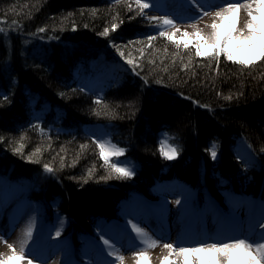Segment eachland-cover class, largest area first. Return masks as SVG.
<instances>
[{
    "label": "trees",
    "instance_id": "obj_1",
    "mask_svg": "<svg viewBox=\"0 0 264 264\" xmlns=\"http://www.w3.org/2000/svg\"><path fill=\"white\" fill-rule=\"evenodd\" d=\"M137 13L133 0H0V178L24 184L46 218L66 220L77 247L82 233L97 237V220L121 219L131 192L153 197L158 184L193 188L200 208L209 196L228 210L225 191L264 199V58L246 67L198 57ZM93 64L119 70L97 97L73 74ZM95 123L125 149L109 163H135L131 178L102 179L111 168L85 129ZM161 135L175 159L161 156ZM241 144L254 160L239 157Z\"/></svg>",
    "mask_w": 264,
    "mask_h": 264
},
{
    "label": "rangeland",
    "instance_id": "obj_2",
    "mask_svg": "<svg viewBox=\"0 0 264 264\" xmlns=\"http://www.w3.org/2000/svg\"><path fill=\"white\" fill-rule=\"evenodd\" d=\"M241 2H243V0H241ZM151 3L154 5V7L146 9L145 14L142 16L143 18L147 19L149 16L159 17L163 15H168L170 18L174 19L176 26L179 27L181 31L187 30L188 32H192L193 28L190 25L195 24L196 27L202 31L203 35H207L211 32L210 27L207 26L212 23L214 13L216 10H218V8L214 6L211 11H209L208 16H204L203 19H199L201 13L196 11L195 7L190 3V0H151ZM215 4L219 5L220 0H215ZM244 14L246 15V10L242 8L239 12V16L236 21L237 29L240 20L245 16ZM260 15L264 17V10L260 12ZM226 28L227 24L225 25V30ZM159 30H163L166 32L174 31V29L170 27H165ZM175 39L177 41L181 40L180 33L176 34ZM191 40L192 44L190 45H194L196 43L195 38H191ZM180 44L183 45V43ZM201 44L202 50H204L206 46L203 45V41H201ZM230 49L237 56L243 55V53L239 51V46L235 43H232L230 45ZM256 52L257 54H259L258 49L256 50ZM99 69L100 68L96 67V70L94 71L95 75L93 76V79L88 80L87 85H91L95 81H102L108 76L110 71H112L108 70L105 73ZM73 73H79V70L75 69ZM80 74L82 75L80 76V78L82 79L84 74L82 72ZM99 89L100 88H95L96 91H99ZM97 93L95 94L96 96L99 95ZM89 129L95 133L98 140L110 141L109 134H103L102 129L98 125H93ZM162 139L164 138L162 137L161 140ZM237 151L239 155L245 157V160L247 162H251L252 160H254V157L249 153L248 149L244 147H239L237 148ZM117 166L129 167L134 170L135 163L123 161L121 163H118ZM0 193V197L2 199L11 198L12 200H17L24 194L22 189H13L8 195H6L4 190L1 189ZM157 193L159 199L154 202L148 201L140 197H133L132 200L125 201L122 204V211L124 214V224H122V227L124 231L130 233V238L128 239L127 243H123V246L125 245V251H123L122 248L117 249V254L122 255L123 259L128 262L132 260V262H135L136 264L134 251L137 249L134 247V245H139V241L135 239V233L131 231V227L129 224L130 221L132 223H137L140 227H142L145 223L147 225L149 224L150 226L156 228L159 236H166L167 238H170V235L172 234L174 228V224L177 223L179 220L181 221L182 219H186V224L188 221V226L183 229V232H187L193 227L192 221L195 217H198V219L200 220L203 218L204 215H209V225L213 224L214 235L211 237L212 239H208L207 242L229 241L230 239H227L228 237L241 232L245 234L246 237H252L253 240L257 241L261 240L262 236H264V233L258 235V231L260 229L259 223L264 220V202L251 199L249 197L238 198L236 195L225 191V196L231 205L229 211L225 213L221 209H219L218 206L211 200L207 201L204 209L199 210L198 208H196V205L194 203L192 204L194 190L181 183L163 185L158 188ZM176 200H180L181 204L177 205L175 203ZM24 204L25 202H20L19 207L27 206V218L25 217L24 220L21 221L19 229L17 231L11 230L12 232L10 233L11 226L8 222V227H6L3 231L0 230V258L6 257L11 254L8 248L9 244H12L15 249L18 248V246L20 245V240L22 238V232L25 229L26 225L29 223L27 222V219L29 218L34 225L33 236L28 245L29 247L32 244L31 246H35L36 248V255H33L31 257L32 260H34V264L48 263L46 261V254H50L53 251V248H57L59 246L61 247L59 248L61 252L66 249V252L63 253V255H61V253H55L52 255V257L54 258L53 262H57L59 264H106V262H109L108 258H105L104 256L105 253L107 254V251H101V249L104 248L101 238L97 243H95L93 239L89 236L82 237L84 243L81 245L80 250L81 257L83 259L81 260V263L77 262L73 257L75 252L74 246L70 243L68 236L63 234L57 238L54 234L57 229L61 231V228L65 224V221L62 219H58V216L46 218L39 210H34L31 205H29V203L28 205ZM24 208L25 207H22L21 209ZM243 217L246 218V222L244 223L245 226H243V223L241 221ZM52 220L56 221L53 225L50 224ZM247 221L250 223L249 226L246 225ZM158 223L162 226V231L157 229L159 226ZM119 226L121 225H118L117 223H97L99 233L101 234V236L103 235L105 239H108L109 237H106V235L104 234H108L109 236H111V238L115 240H126L127 238H123L121 234L118 233L117 230H115ZM202 226L203 225L201 224V227ZM120 232L123 236H125L123 231ZM19 233L20 237L17 238ZM185 234L186 233L179 236L172 243L181 244L185 246L196 245L199 243L193 239V233L188 236H185ZM203 238H205V235L203 236ZM54 240L58 244L55 247L53 246L51 248L50 242H53ZM160 241L161 242L156 247L147 249V255L149 259L146 261H140V264H151L152 258L150 257V254L156 248H162L163 251H165L167 254H165V256H168V252L163 247V243L171 241H166L165 239H162ZM85 253L87 254V257ZM89 254H92V258ZM205 255L206 254L204 253L200 254L202 261ZM92 259H94V261ZM210 259L213 264H215V262L219 259V256L216 253H212ZM169 260L175 263L178 262V264H185L184 258L179 257L175 254L169 257ZM11 264H18V262L12 261ZM158 264H161V261ZM186 264H196L195 258L191 255L188 256Z\"/></svg>",
    "mask_w": 264,
    "mask_h": 264
},
{
    "label": "snow or ice",
    "instance_id": "obj_3",
    "mask_svg": "<svg viewBox=\"0 0 264 264\" xmlns=\"http://www.w3.org/2000/svg\"><path fill=\"white\" fill-rule=\"evenodd\" d=\"M121 0H116V3H120ZM136 8L138 9V15L143 16L146 9L154 7L151 0H133ZM190 3L195 7L197 12L201 15L199 19H203L204 16H208L209 11L215 6L218 10L214 13L213 21L207 27H210L211 32L207 35H203L202 31L196 27L195 24L190 26L193 28L192 32L187 30L181 31L179 27L176 26L174 19L170 18L168 15L163 16H149V24L163 29L165 27L173 28V32H166L160 30L158 35L164 37L167 40L176 44L177 48L180 47V43H183V47L189 51V47L192 44L191 38H195L196 43L193 45L195 47L196 56H207L214 58L218 62V58L221 54L229 61H235L244 66H249L253 60H258L264 58V17L254 13H260L264 10V0H220V4L216 5L215 0H190ZM128 8L132 10V4H128ZM246 10L247 19L244 23L243 29L236 28V21L239 16L241 9ZM15 23V22H14ZM227 28L225 30V25ZM118 25L113 24L112 30L114 31ZM3 29L0 28V32ZM38 31H45L44 28L38 29ZM109 29L105 28L101 35H107ZM180 33L181 40L177 41L176 34ZM155 39L154 36H149V44ZM223 40V43H222ZM206 46L202 50V44ZM235 43L239 46V51L243 53L241 56H237L231 49L230 45ZM259 50L257 54L256 50ZM119 51V49H117ZM121 57L124 56L123 52H120ZM127 64L132 65L133 60L129 59L126 61ZM159 82V81H158ZM62 95V94H61ZM7 99V97H4ZM225 99H231V97H225ZM102 101L96 99L95 103L100 104ZM34 127L39 128V124L34 125ZM42 131V130H41ZM2 139V138H0ZM23 139V137H21ZM93 143L99 149V157L104 160L105 164L111 168V173L108 177H102V179L116 178V179H129L134 174L133 170L129 167L117 166L116 163H109L112 157H119L124 155L125 149L120 148L110 141L103 140H93ZM87 145H81V149L86 148ZM23 145H19L13 151L14 153H21ZM159 151L161 156L167 160L175 159L178 155V149L173 144L169 143L167 139H162L160 142ZM264 152V148L261 149ZM39 152V149H37ZM210 154L213 159L216 158L217 152L215 151V146L210 150ZM30 162L38 163L39 161H33L28 158ZM63 160V157H61ZM63 166V165H62ZM44 171L47 173H53L54 169L48 164H44ZM91 176V171L89 172V177ZM177 205L181 204L180 200H176ZM131 231L135 233V239L139 241V245H134L137 249L134 251V257L136 264H140V261H146L149 259L147 255L148 248L156 247L161 241L159 237L150 236L144 228L140 227L137 223L129 222ZM33 222L29 221L25 229L22 232V238L20 240V250L19 253L16 252L12 244L8 245L11 252L10 255L0 258V264H11L12 261H17L18 264H32V260L28 259L29 251L28 244L33 236ZM264 228V224L260 225ZM61 232L59 229L55 232V237H60ZM101 241L104 248L101 251H107L109 257H114L113 261L106 262V264H115V261H123V256L117 254L118 250L114 247V244L110 239H105L101 236ZM163 247L167 250L168 256L161 259V264H169V257L173 254L184 258L186 264L188 256H193L196 260V264H213L210 259L212 253H216L219 259L215 264H264V236L262 239L249 240L245 238H232L229 241H213V242H199L196 245H181L174 244L171 242H164ZM201 253L206 254L202 258ZM234 253V255H233Z\"/></svg>",
    "mask_w": 264,
    "mask_h": 264
},
{
    "label": "bare ground",
    "instance_id": "obj_4",
    "mask_svg": "<svg viewBox=\"0 0 264 264\" xmlns=\"http://www.w3.org/2000/svg\"><path fill=\"white\" fill-rule=\"evenodd\" d=\"M254 14H258V15H260V13H254ZM245 15V14H244ZM246 19H247V15H245L241 20H240V22H239V24H238V30L239 29H243V27H244V23L246 22ZM27 218V217H26ZM30 221V219L28 218L27 219V222H29ZM243 223V222H242ZM186 224V219H182L181 221L179 220L177 223H175L174 224V228H173V231H172V234L170 235V237L172 238V239H167L166 241H171V243L172 242H174V240H176L179 236H181V235H183V227H184V225ZM261 224H264V220L261 222V223H259V225H261ZM212 225L213 224H211L210 225V229H212ZM246 225H250V223L247 221V223H246ZM243 226H245V224L243 223ZM260 229H259V231H258V235L259 234H263L264 233V228H261V227H259ZM20 237V233H19V235L17 236V238H19ZM203 242H207V240H205V241H203ZM29 243H30V241H29ZM29 245V244H28ZM20 246V245H19ZM18 246V248H16L15 250H16V252L17 253H19V250H20V247ZM123 251H125V249H123ZM165 254H166V252L165 251H163V249L162 248H156L151 254H150V257L152 258V260H151V264H158V263H160V261H161V259L163 258V257H165ZM167 255V254H166ZM107 258H108V261L110 262V261H113L114 260V257H109V256H107ZM28 259H31L32 260V258H28ZM177 260V259H176ZM134 261V260H133ZM32 262H33V264H34V260H32ZM150 263V262H149ZM24 264H26V260H25V262H24ZM115 264H135V262L133 263L132 262V260L130 261V262H128V261H126L125 259H123V261L121 262V261H115ZM169 264H178V262H171L170 260H169Z\"/></svg>",
    "mask_w": 264,
    "mask_h": 264
}]
</instances>
